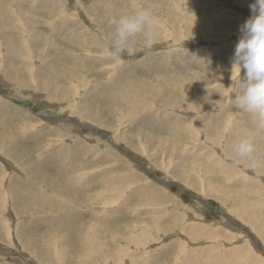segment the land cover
Listing matches in <instances>:
<instances>
[{"label":"rangeland","instance_id":"rangeland-1","mask_svg":"<svg viewBox=\"0 0 264 264\" xmlns=\"http://www.w3.org/2000/svg\"><path fill=\"white\" fill-rule=\"evenodd\" d=\"M254 3L0 0V264H264V168L226 151L255 131L233 105ZM141 6L158 42L114 60L107 21ZM98 173L136 178L106 201ZM147 186L153 204L132 191Z\"/></svg>","mask_w":264,"mask_h":264},{"label":"clouds","instance_id":"clouds-1","mask_svg":"<svg viewBox=\"0 0 264 264\" xmlns=\"http://www.w3.org/2000/svg\"><path fill=\"white\" fill-rule=\"evenodd\" d=\"M252 15L242 25V35L235 46L233 68L238 69V93L234 106L249 114L255 131L236 141L232 150L235 157L249 161V169L264 168V153L257 154L256 136L264 133V0L249 5ZM110 48L114 60L129 57L142 48L150 50L158 42V22L150 6H141L108 21ZM243 69V76L241 70ZM246 182L247 177H242Z\"/></svg>","mask_w":264,"mask_h":264},{"label":"bare ground","instance_id":"bare-ground-1","mask_svg":"<svg viewBox=\"0 0 264 264\" xmlns=\"http://www.w3.org/2000/svg\"><path fill=\"white\" fill-rule=\"evenodd\" d=\"M216 1V0H215ZM145 2V1H144ZM146 4H148V2L146 3ZM241 5V4H240ZM93 6V5H92ZM243 6H245V5H243ZM243 6H241L242 7V9H243ZM246 7V6H245ZM22 10V9H21ZM185 10V9H184ZM183 11V10H182ZM85 12V11H84ZM215 12V11H214ZM238 14V13H237ZM236 14V15H237ZM81 15V14H80ZM188 18V17H187ZM38 20V19H37ZM28 21V20H27ZM166 21V20H165ZM29 22V21H28ZM32 22V21H31ZM30 22V23H31ZM10 23V22H9ZM93 25V24H92ZM169 26V25H168ZM184 27V26H183ZM76 28V27H75ZM102 31V30H101ZM173 31V30H172ZM171 31V32H172ZM194 31V30H193ZM207 31V30H206ZM34 32V31H33ZM92 32V31H91ZM18 33V32H17ZM27 33V32H26ZM99 33V32H98ZM169 33V32H168ZM174 33V32H173ZM193 33V32H192ZM196 34V33H195ZM24 35V34H23ZM186 35V34H185ZM205 35V34H204ZM18 37V36H17ZM168 37V36H167ZM170 37V36H169ZM19 38V37H18ZM18 40V39H17ZM161 40V39H160ZM17 42H19V41H17ZM232 42V41H231ZM20 43V42H19ZM18 43V44H19ZM26 43V42H25ZM2 47V46H1ZM23 47V46H22ZM19 48V47H18ZM28 48V47H27ZM31 49V48H30ZM53 49V48H52ZM12 50V49H11ZM5 51V50H4ZM14 52V51H13ZM52 52V51H51ZM216 52V51H215ZM230 52V51H229ZM26 53V52H25ZM19 54V53H18ZM21 54V53H20ZM24 55V54H23ZM22 55V56H23ZM54 55V54H53ZM29 56V55H28ZM91 56H93V55H91ZM27 57V56H26ZM31 57V56H30ZM62 57V56H61ZM27 58H29V57H27ZM20 59V58H19ZM52 59V58H51ZM21 60V59H20ZM26 60H28V59H26ZM33 60H34V58H33ZM32 60V61H33ZM30 61V60H29ZM28 61V62H29ZM35 61V60H34ZM52 61V60H51ZM84 61V60H83ZM22 62H20V64H21ZM27 63V62H26ZM19 64V63H18ZM19 64V65H20ZM33 64V63H32ZM45 64V63H44ZM147 64V63H146ZM24 66V65H23ZM31 66V65H30ZM34 66V65H33ZM46 66H47V64H46ZM172 66V65H171ZM28 67V66H27ZM25 68V67H24ZM46 68V67H45ZM110 68V67H109ZM13 69V68H12ZM3 70V69H2ZM9 71V70H8ZM11 72V71H10ZM20 72V71H19ZM69 72V71H68ZM5 73V72H4ZM239 73V72H238ZM8 74H9V72H8ZM20 74V73H19ZM57 74V73H56ZM9 75H11V73L9 74ZM62 75V74H61ZM6 76V75H5ZM62 77V76H61ZM113 78V77H112ZM184 78V77H183ZM182 78V79H183ZM17 79V78H16ZM18 79H20V77H18ZM11 80V79H10ZM15 80V79H14ZM188 80V79H187ZM232 81V80H231ZM20 82H22V79H21V81ZM60 82V81H59ZM109 82V81H108ZM18 84V83H17ZM22 84V83H21ZM192 84V83H191ZM74 85V84H73ZM197 85V84H196ZM195 85V86H196ZM48 86V85H47ZM75 86V85H74ZM73 86V87H74ZM190 86V85H189ZM183 87V86H182ZM197 87V86H196ZM205 87V86H204ZM188 88V87H187ZM199 88V87H198ZM27 89V88H26ZM107 89V88H106ZM182 90V89H181ZM187 91H188V89H186ZM21 91V90H20ZM183 91H184V89H183ZM44 92V91H43ZM56 92V91H55ZM191 93V92H190ZM23 94V93H22ZM65 94V93H64ZM20 95V94H19ZM191 95H192V93H191ZM200 95V94H199ZM201 96V95H200ZM193 99V98H192ZM195 99H196V97H195ZM152 100V99H151ZM139 103V102H138ZM189 103V102H188ZM134 104V103H133ZM234 105V104H233ZM135 107V106H134ZM65 114V113H64ZM145 116V115H144ZM87 119V118H86ZM88 120H89V118H88ZM212 120V119H211ZM90 121V120H89ZM91 122V121H90ZM104 124V123H103ZM193 124V123H192ZM160 125V124H159ZM211 125V124H210ZM158 126V125H157ZM197 127V126H196ZM32 128V127H31ZM73 128V127H72ZM33 129V128H32ZM113 129V128H112ZM108 130V129H107ZM166 130V129H165ZM177 130V129H176ZM219 130V129H218ZM233 130H235V129H233ZM238 130H239V128H238ZM214 131V130H213ZM227 131V130H226ZM240 131V130H239ZM216 132H217V130H216ZM28 133V132H27ZM35 133V132H34ZM72 134V133H71ZM116 134V133H115ZM215 134V133H214ZM228 134V133H227ZM240 134H242V133H239L238 131H234V132H232V135H233V144L237 141V140H234V139H236L235 137L237 136V137H239V135ZM191 135V134H190ZM212 135V134H211ZM243 135V134H242ZM241 136V135H240ZM26 137V136H25ZM172 137V136H171ZM113 138V137H112ZM115 138V137H114ZM158 138V137H157ZM117 139V138H116ZM217 139L218 138H216V139H214V141L215 142H217ZM65 140V139H64ZM213 140V139H212ZM219 140V139H218ZM227 139H225L224 141H226ZM232 140V139H231ZM18 141V140H17ZM116 140L114 139L113 140V142H115ZM179 141V140H178ZM109 142V141H108ZM107 142V143H108ZM112 142V143H113ZM148 142V141H147ZM231 142V141H230ZM50 143V142H49ZM227 143L229 144V142L227 141ZM58 144V143H57ZM109 144V143H108ZM117 144V143H116ZM223 144V143H222ZM54 145V144H53ZM113 145L115 146V144L113 143ZM165 145V144H164ZM108 146V145H107ZM117 146V145H116ZM115 146V147H116ZM134 147H136V146H134ZM70 148V147H69ZM117 148V147H116ZM99 149V148H98ZM115 149V148H114ZM49 150V149H48ZM51 150H52V148H51ZM142 150V149H141ZM167 150V149H166ZM171 150V149H170ZM121 151H124V150H121ZM164 151V150H163ZM226 151H228V152H233V150H232V146H231V144H229V145H226ZM124 152H126V151H124ZM145 152V151H144ZM143 152V153H144ZM52 153V152H51ZM234 153V152H233ZM146 154V153H145ZM75 155V154H74ZM110 155V154H109ZM175 155V154H174ZM45 157V156H44ZM147 157V156H146ZM212 157V156H211ZM218 157V156H217ZM29 159V158H28ZM163 159V158H162ZM68 160V159H67ZM147 160V159H146ZM133 162V161H132ZM141 163V162H140ZM3 164V163H2ZM175 164V163H174ZM82 166V165H81ZM143 167V166H142ZM144 168V167H143ZM21 169H22V167H21ZM17 170V169H16ZM145 170H147V169H145ZM43 172V171H42ZM145 173V172H144ZM187 173V172H186ZM205 173V172H204ZM24 174V173H23ZM69 174V173H68ZM113 174H116V173H114L113 172ZM125 174V173H124ZM133 174V173H132ZM130 175V174H128V175H122V176H116V177H114V176H108L106 173H104V175H103V173H98L96 176H94V178H97L95 181L97 182V183H99V184H102L104 187L106 186V185H108V184H110V185H112V186H106L105 187V189L106 190H108V188H110V189H112L113 187L115 188L114 190H113V192L110 194V196L108 195V197H107V199H106V201H108L109 199H111L110 197H112V198H117V197H120V195H125L124 193H122V191H118V188L119 187H117V186H120L119 185V183L118 182H115V180H118L119 181V178H136V176L135 175ZM200 174V173H199ZM32 175V174H31ZM50 176V175H49ZM183 176H185V175H183ZM182 176V177H183ZM189 176H190V174H189ZM80 177H82V176H80ZM92 178V177H91ZM116 178V179H115ZM192 178V177H191ZM58 179V178H57ZM75 179V178H74ZM76 179H77V177H76ZM75 179V180H76ZM6 180H7V178H6ZM5 180V181H6ZM44 180V179H43ZM50 180V179H49ZM177 180V179H176ZM198 180V179H197ZM81 181V180H80ZM122 181H124V179L122 180ZM150 181V180H149ZM164 181V180H163ZM163 181H160V183H159V185H161V186H164V185H162L161 183L163 182ZM167 181V180H166ZM49 182V181H48ZM75 182V181H74ZM92 182H94V181H92ZM157 182V181H156ZM8 183V182H7ZM73 183V182H72ZM79 183V182H78ZM108 183V184H107ZM138 184V183H137ZM164 184V183H163ZM201 184V183H200ZM2 185V184H1ZM76 185V184H75ZM90 185V183H88L87 184V181L85 182V186H89ZM184 185V184H183ZM63 187V186H62ZM67 188H68V186H66ZM64 188V187H63ZM81 188V187H80ZM103 190V189H102ZM152 190L153 189H151V188H149L148 186L147 187H143V188H140V189H137V190H132V191H134V193L135 194H137V196H138V200L140 201V202H144L145 201V203L146 204H153L154 203V201H155V199H154V196L155 195H150V196H146V193H151L152 192ZM73 191H75V190H73ZM195 191V190H194ZM124 192V191H123ZM23 193V192H22ZM56 193H57V191H56ZM6 194V193H5ZM64 194H65V192H64ZM14 195V194H13ZM129 195H130V198L132 197L133 198V196H134V194H132L131 192L129 193ZM21 196V195H20ZM52 196V195H51ZM143 197V198H142ZM22 198V197H21ZM92 199H95V198H91L90 200H92ZM89 200V199H88ZM114 200V199H113ZM120 200V199H119ZM127 200H128V196H125V198L123 199V201H122V205H125V204H127ZM96 202V201H95ZM114 202H116V200L114 201ZM22 203V202H21ZM86 203V202H85ZM89 203H90V201H89ZM101 203V202H100ZM109 203H110V201H109ZM109 203H105V204H108L109 205ZM87 204V203H86ZM111 205V204H110ZM112 206V205H111ZM108 207V206H107ZM115 207V206H114ZM105 210H107L106 208H105V206L103 207ZM119 208V207H118ZM119 210H121L120 208H119ZM123 210V209H122ZM134 210H136V209H134ZM224 210V209H223ZM5 211V210H4ZM114 213L116 212V210H114L113 211ZM113 212H111L110 211V213L112 214ZM122 212V211H121ZM2 213V212H1ZM97 212H94L93 211V215H95ZM183 214H185V213H183ZM72 215V214H71ZM186 215V214H185ZM70 216V215H69ZM96 217V216H95ZM100 217V216H99ZM180 218V217H179ZM183 218V217H182ZM15 220V219H14ZM127 220V219H126ZM60 221H62V220H60ZM114 221V220H113ZM226 221V220H225ZM231 221V220H230ZM204 222V221H203ZM139 223V222H138ZM181 223V222H180ZM196 223V222H195ZM191 224V223H190ZM111 225V224H110ZM171 225V224H170ZM97 226V225H96ZM179 227V226H178ZM221 227V226H220ZM189 227H186V226H181V231H187V229H188ZM212 228V227H211ZM214 228V227H213ZM79 229V228H78ZM84 229V228H83ZM143 229V228H142ZM141 229V230H142ZM189 229H191V228H189ZM239 229V228H238ZM217 230H218V228H217ZM65 231V230H64ZM147 231V230H146ZM189 231V230H188ZM212 232H214L215 234H219L217 231H212ZM7 233H9V232H7ZM6 233V234H7ZM74 233V232H73ZM89 233V232H88ZM214 233H212V234H214ZM139 234H140V232H139ZM200 235H202V236H207V235H211V233L210 234H200ZM212 236V235H211ZM214 237V236H213ZM239 237V236H238ZM28 238V237H27ZM51 240V239H50ZM137 240V239H136ZM173 240V239H172ZM217 240V239H216ZM102 241V240H101ZM223 241V240H222ZM252 241V240H251ZM99 242H100V240H99ZM212 242H214V241H212ZM71 243V242H70ZM105 243V242H104ZM141 243V242H140ZM133 245H136V244H133ZM142 245V244H141ZM213 245V244H212ZM248 245V244H247ZM183 245H179L178 246V248H179V250H180V254H181V258L183 257V255H185V253L188 251H190L191 252V250H186V249H183V247H182ZM210 246V245H209ZM221 246V245H220ZM249 246V245H248ZM69 247V246H68ZM99 247V246H98ZM134 247V246H133ZM136 247H137V245H136ZM135 247V248H136ZM174 247V246H173ZM204 247V246H203ZM202 247V248H203ZM253 247H255V249H256V246H253ZM103 248V247H102ZM206 248V247H205ZM212 247H208V249L210 250ZM214 248H216V247H214ZM89 249V248H88ZM255 249H253V250H255ZM135 250V249H134ZM87 251V250H86ZM162 251H164V250H162ZM236 251V250H235ZM50 252V251H49ZM198 252V251H197ZM87 253H88V251H87ZM234 253H236V252H234ZM241 253V251L240 252H237L236 253V255H239ZM66 254V253H65ZM188 254V253H187ZM220 254V253H219ZM233 254V253H232ZM232 254H230V256L232 257ZM161 255V254H160ZM236 257L237 256H234V258H232V259H236ZM98 258V257H97ZM178 258H180V257H178ZM218 258V257H217ZM216 258V259H217ZM50 259V258H49ZM132 259V258H131ZM130 259V260H131ZM227 259V258H226ZM100 260V259H99ZM107 261V260H106ZM131 262H132V260H131ZM110 263V262H109ZM190 263V262H189ZM248 263L249 264H256V263H258L256 260H254V262L252 261V259H250L249 261H248ZM111 264V263H110Z\"/></svg>","mask_w":264,"mask_h":264},{"label":"water","instance_id":"water-1","mask_svg":"<svg viewBox=\"0 0 264 264\" xmlns=\"http://www.w3.org/2000/svg\"><path fill=\"white\" fill-rule=\"evenodd\" d=\"M118 149V148H117ZM125 157H127L128 159L130 158L131 160H132V158L131 157H129L128 156V154L126 153V152H124V151H121L120 149H118ZM154 180H156L157 181V179L156 178H153ZM158 182V181H157Z\"/></svg>","mask_w":264,"mask_h":264}]
</instances>
